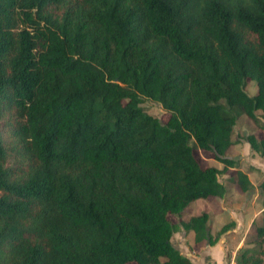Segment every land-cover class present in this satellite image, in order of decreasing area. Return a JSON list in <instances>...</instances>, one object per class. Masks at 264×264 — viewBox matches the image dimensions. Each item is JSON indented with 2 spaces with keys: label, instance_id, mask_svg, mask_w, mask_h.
Segmentation results:
<instances>
[{
  "label": "trees",
  "instance_id": "trees-1",
  "mask_svg": "<svg viewBox=\"0 0 264 264\" xmlns=\"http://www.w3.org/2000/svg\"><path fill=\"white\" fill-rule=\"evenodd\" d=\"M244 115L264 158V0H0V264H192L175 233L234 223L170 217L224 198L229 169L249 192L227 157ZM255 235L237 264H264Z\"/></svg>",
  "mask_w": 264,
  "mask_h": 264
},
{
  "label": "crops",
  "instance_id": "crops-1",
  "mask_svg": "<svg viewBox=\"0 0 264 264\" xmlns=\"http://www.w3.org/2000/svg\"><path fill=\"white\" fill-rule=\"evenodd\" d=\"M258 114H260V112ZM255 131L256 130L253 129L250 133L256 134ZM257 135L259 136L260 133H257ZM233 140L238 142L230 147L227 152V157L236 160L239 168H241L240 170L248 175L252 186L255 185V198H246L248 193H244L245 195L243 196L242 194H230L231 188L227 184L231 182V173L233 171L236 172V170L229 169V171L223 175L225 178L229 179L224 183L227 187L225 197L222 199L210 198L205 202H193L186 208L182 215L179 216V219L188 221L191 217L196 216L195 214L206 212L209 215L208 226L213 236H215L214 234L218 233L225 225L234 223L235 227L233 226L234 228L232 227L228 231L229 234L224 238L229 239L233 244L234 241L236 242L237 245H235L234 250L231 251L232 254H236L235 251H238L239 247L243 245V239L248 237L247 235L249 232L253 229L255 231L257 226L264 225V220L258 224L260 221L258 218L261 214H264V205L260 201V190L258 189V184L264 180V158L256 155L250 145L243 139L233 138ZM238 159L240 163L238 162ZM211 162L215 164H210L209 166L216 167L220 170L223 169L221 163L214 160H211ZM252 177H255L256 180L253 181ZM231 185L234 187L233 182H231ZM241 197L245 198L243 199ZM191 207H194L197 210L195 211L194 208ZM238 207L240 208L241 213L238 212ZM186 213H188L187 218H185ZM234 236L238 239L235 240ZM223 242L224 241H218L214 246H209L207 244L198 245L195 243L194 233H186L184 230L175 233L172 238L174 247L183 256L187 257L192 264H225L223 258H221L222 252L225 251V248L220 247ZM195 246L197 248H195ZM233 263L234 261L229 262L228 264Z\"/></svg>",
  "mask_w": 264,
  "mask_h": 264
},
{
  "label": "rangeland",
  "instance_id": "rangeland-1",
  "mask_svg": "<svg viewBox=\"0 0 264 264\" xmlns=\"http://www.w3.org/2000/svg\"><path fill=\"white\" fill-rule=\"evenodd\" d=\"M246 91H247V93L249 95L254 96L256 94V92H257L256 83L255 82H250L247 85V87H246ZM141 107L144 109V111L147 114H149L151 116H154L156 118H159L162 121L167 120V118L169 117V113H167L162 108V106L160 104H158V103H156V102H154L152 100L144 99ZM253 129L256 130L255 131L256 135H257V133H260V135H261L260 130H258L257 126L247 116H245V115L241 116L238 119V122H237V124L235 126L234 133H233V138L234 139H237V138L240 139V138H244L246 135L253 134V133H250V131H252ZM195 155H196L197 159L200 161L201 165H203V167H208L210 164H215V163L211 162V159H208V157H209L208 155H206L205 153H203V152H201L199 150H196ZM238 162L240 163L239 159H238ZM237 169L240 170L241 168H237ZM230 176H231V178H230L231 182H233V185H234V187H232L231 182H229V184H227L231 188L230 189V194H234V195L235 194H240L241 195L242 193H240L238 191V189L235 187V183H234V180L236 179V172L233 171ZM219 179H220V181L222 183H225L226 181L229 180V179L225 178L223 175H221L219 177ZM252 180L254 181V180H256V178L252 177ZM254 186H252L251 189L249 190V192H247L248 194L246 195V198H251V199L255 198V193L256 192H255ZM243 195H245V194L243 193L242 196ZM241 198L244 199L245 197H241ZM206 200L207 199H198V200H196L194 202H201V201L205 202ZM191 208H194V207H191ZM194 210L196 211L197 209L194 208ZM237 210H238L239 213H241V210H240L239 207L237 208ZM201 213L202 212H199V214H201ZM199 214H195V215H199ZM187 215H188V213L185 214V218L188 217ZM180 218H182V217H180ZM170 219L172 221H174V222H180V220H181V219H179V217H175V216L170 217ZM258 220H260L258 222V224L261 223V221L264 220V214H261L260 217L258 218ZM216 234H214V235H216ZM228 234L229 233L227 231V233H224V235L220 236V240H219L220 242L224 241L223 244L220 245V247L225 248V251L222 252V256H221V258H223V261L225 262V264H228L229 262H232V261H234L233 264H237L238 258L241 257V251L245 250V249L250 250L252 252L251 256H255L256 255L255 257H257V254H259L261 249L259 248L258 244L256 243L257 239H256V235H255L254 229L249 232V234L247 235L248 237L246 239L245 238L243 239L244 243H243V245H241V247H239L238 251H235L236 254H232L231 253V251L234 250L235 245H237L236 242L234 241V244H233V243H231V241L229 239L224 238ZM234 237H235L234 238L235 240L238 239V238H236V236H234ZM195 248H197V247L195 246Z\"/></svg>",
  "mask_w": 264,
  "mask_h": 264
}]
</instances>
